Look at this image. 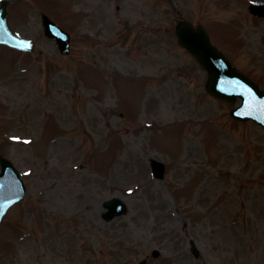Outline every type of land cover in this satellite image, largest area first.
<instances>
[{
  "label": "rangeland",
  "instance_id": "rangeland-1",
  "mask_svg": "<svg viewBox=\"0 0 264 264\" xmlns=\"http://www.w3.org/2000/svg\"><path fill=\"white\" fill-rule=\"evenodd\" d=\"M251 1L174 0L263 88ZM8 12L35 50L0 47V153L27 188L0 224V264H264V131L205 92L165 0H12ZM41 13L71 34L69 56ZM112 197L126 214L104 221Z\"/></svg>",
  "mask_w": 264,
  "mask_h": 264
},
{
  "label": "water",
  "instance_id": "water-1",
  "mask_svg": "<svg viewBox=\"0 0 264 264\" xmlns=\"http://www.w3.org/2000/svg\"><path fill=\"white\" fill-rule=\"evenodd\" d=\"M249 11L256 16L264 17V2L251 5ZM42 21L48 30V35L56 40L60 52L68 53L65 34L45 16H43ZM176 34L179 45L195 56L208 71L210 80L207 84V90L210 94L229 103H232L236 97H240L242 105L233 110L231 115L240 121L252 120L264 128V93L257 91L255 85H252L246 77L234 70L231 64L210 45L206 31L202 27L193 29L191 25L184 22L182 25L177 26ZM62 35L65 36V39ZM0 44L26 50L25 43L8 30L7 15L4 7L0 8ZM0 164L1 215L10 202L18 200L23 195L14 197L9 192L15 189L19 195L23 191V185L18 179V173L9 162L0 158ZM114 204L117 203L114 201L105 204L110 209L105 214L107 219L120 215L125 211L122 204H120L121 209L115 211Z\"/></svg>",
  "mask_w": 264,
  "mask_h": 264
}]
</instances>
